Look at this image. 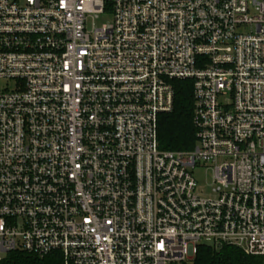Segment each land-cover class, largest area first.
<instances>
[{
	"label": "built area",
	"instance_id": "obj_1",
	"mask_svg": "<svg viewBox=\"0 0 264 264\" xmlns=\"http://www.w3.org/2000/svg\"><path fill=\"white\" fill-rule=\"evenodd\" d=\"M174 80L193 82L188 152L159 144ZM201 246L264 258V0H0V264Z\"/></svg>",
	"mask_w": 264,
	"mask_h": 264
},
{
	"label": "trees",
	"instance_id": "obj_2",
	"mask_svg": "<svg viewBox=\"0 0 264 264\" xmlns=\"http://www.w3.org/2000/svg\"><path fill=\"white\" fill-rule=\"evenodd\" d=\"M174 109L159 118L158 137L162 150L188 152L196 146V128L193 123V82L174 80ZM2 264H34L27 256L12 253ZM193 264H264V258L246 255L233 246L216 251L201 246Z\"/></svg>",
	"mask_w": 264,
	"mask_h": 264
},
{
	"label": "rangeland",
	"instance_id": "obj_3",
	"mask_svg": "<svg viewBox=\"0 0 264 264\" xmlns=\"http://www.w3.org/2000/svg\"><path fill=\"white\" fill-rule=\"evenodd\" d=\"M108 19L109 18H102L97 22L96 25L100 27L101 25L105 24ZM197 179L201 185L205 186L206 183L211 179V173H206L205 171H202L200 172V174L197 175ZM187 264H193V262L189 261Z\"/></svg>",
	"mask_w": 264,
	"mask_h": 264
}]
</instances>
